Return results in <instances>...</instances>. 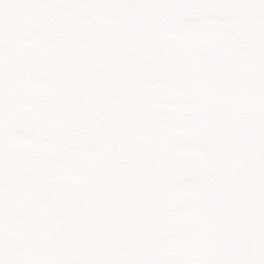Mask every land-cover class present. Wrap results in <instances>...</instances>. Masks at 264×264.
Returning a JSON list of instances; mask_svg holds the SVG:
<instances>
[{
  "label": "snow or ice",
  "instance_id": "obj_1",
  "mask_svg": "<svg viewBox=\"0 0 264 264\" xmlns=\"http://www.w3.org/2000/svg\"><path fill=\"white\" fill-rule=\"evenodd\" d=\"M0 264H264V0H0Z\"/></svg>",
  "mask_w": 264,
  "mask_h": 264
}]
</instances>
